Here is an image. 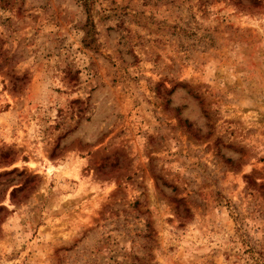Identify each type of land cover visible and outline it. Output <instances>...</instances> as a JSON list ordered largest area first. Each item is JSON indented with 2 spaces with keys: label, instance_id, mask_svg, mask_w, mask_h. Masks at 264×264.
<instances>
[{
  "label": "rangeland",
  "instance_id": "rangeland-1",
  "mask_svg": "<svg viewBox=\"0 0 264 264\" xmlns=\"http://www.w3.org/2000/svg\"><path fill=\"white\" fill-rule=\"evenodd\" d=\"M0 264H264V0H0Z\"/></svg>",
  "mask_w": 264,
  "mask_h": 264
}]
</instances>
